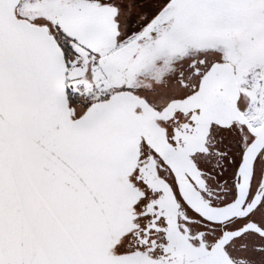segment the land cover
<instances>
[{
    "label": "snow or ice",
    "instance_id": "snow-or-ice-1",
    "mask_svg": "<svg viewBox=\"0 0 264 264\" xmlns=\"http://www.w3.org/2000/svg\"><path fill=\"white\" fill-rule=\"evenodd\" d=\"M0 264H264V0H0Z\"/></svg>",
    "mask_w": 264,
    "mask_h": 264
}]
</instances>
